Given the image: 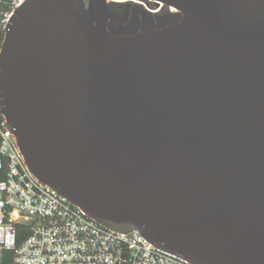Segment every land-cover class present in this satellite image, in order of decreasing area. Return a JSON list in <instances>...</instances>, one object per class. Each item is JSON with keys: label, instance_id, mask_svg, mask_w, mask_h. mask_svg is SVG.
<instances>
[{"label": "water", "instance_id": "obj_1", "mask_svg": "<svg viewBox=\"0 0 264 264\" xmlns=\"http://www.w3.org/2000/svg\"><path fill=\"white\" fill-rule=\"evenodd\" d=\"M26 0L0 50L24 160L103 227L191 264H264V0Z\"/></svg>", "mask_w": 264, "mask_h": 264}, {"label": "built area", "instance_id": "obj_2", "mask_svg": "<svg viewBox=\"0 0 264 264\" xmlns=\"http://www.w3.org/2000/svg\"><path fill=\"white\" fill-rule=\"evenodd\" d=\"M26 0L0 10L5 31ZM0 264H191L140 232L98 224L40 182L28 168L0 110Z\"/></svg>", "mask_w": 264, "mask_h": 264}, {"label": "flooded vegetation", "instance_id": "obj_3", "mask_svg": "<svg viewBox=\"0 0 264 264\" xmlns=\"http://www.w3.org/2000/svg\"><path fill=\"white\" fill-rule=\"evenodd\" d=\"M84 1L86 4L89 2V0ZM106 3L110 12L118 20L113 22L114 26L121 23L122 26L128 27L137 20L141 29L148 18L178 13L173 6L152 0H106Z\"/></svg>", "mask_w": 264, "mask_h": 264}, {"label": "trees", "instance_id": "obj_4", "mask_svg": "<svg viewBox=\"0 0 264 264\" xmlns=\"http://www.w3.org/2000/svg\"><path fill=\"white\" fill-rule=\"evenodd\" d=\"M14 0H0V10L7 11ZM5 38V31L0 30V50Z\"/></svg>", "mask_w": 264, "mask_h": 264}]
</instances>
